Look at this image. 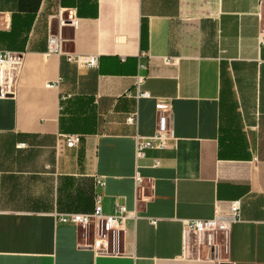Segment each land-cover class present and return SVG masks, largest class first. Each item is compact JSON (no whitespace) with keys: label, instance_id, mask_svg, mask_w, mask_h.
<instances>
[{"label":"crops","instance_id":"0c3cea01","mask_svg":"<svg viewBox=\"0 0 264 264\" xmlns=\"http://www.w3.org/2000/svg\"><path fill=\"white\" fill-rule=\"evenodd\" d=\"M260 1L0 0V50L17 56L0 64V264H264ZM136 83L150 96L127 95ZM158 98L171 101L175 140L136 158ZM71 132L81 137L67 146ZM95 192L105 213L115 201L135 211L122 252L95 253L91 234L57 220L92 211ZM235 198L218 247L183 234V219L226 214Z\"/></svg>","mask_w":264,"mask_h":264},{"label":"built area","instance_id":"2783aa9c","mask_svg":"<svg viewBox=\"0 0 264 264\" xmlns=\"http://www.w3.org/2000/svg\"><path fill=\"white\" fill-rule=\"evenodd\" d=\"M262 2V0L260 1ZM261 5V3H260ZM258 15L260 18V25L258 31V41L260 45L264 44V10L259 7ZM68 17L60 19V23L67 22ZM47 41L49 50L60 51V34L49 29ZM14 51L0 50V64L5 63L11 59L16 58ZM67 59L75 62L77 65L85 67H93L98 64V57L95 54H75L68 52ZM58 80L47 85H57ZM127 95L138 98L140 96H150V92L141 88L139 83H136L133 91H127ZM155 108L157 109V125L153 133L143 135L135 134V156L141 158L146 155L150 148L166 149L170 143L175 140L173 128L170 124L171 118V101L167 98H158L155 101ZM126 121L130 124L137 122L136 111L133 110L126 116ZM67 146H73L79 142L81 135L77 132L64 134ZM18 146L26 145L25 142H19ZM154 166L160 164V159L153 158ZM135 185L138 186L143 177L138 170L134 175ZM104 185V177L99 175L96 177V186ZM93 209L90 212H65L57 215V220L64 223H71L83 230L84 235L91 234L92 242L91 248L95 253H119L122 252L120 248V241L122 233L125 229V220L128 217H135V211L127 209L124 202L115 201L114 210L111 213H105L102 210L101 194L95 192ZM240 216V200L235 198L230 204L228 213L215 214L208 218H186L182 220L183 234L189 231H194L202 236V240L212 247H218L216 242L217 233L226 235L229 223L237 220ZM156 218H152L151 222L155 223Z\"/></svg>","mask_w":264,"mask_h":264},{"label":"rangeland","instance_id":"374dc122","mask_svg":"<svg viewBox=\"0 0 264 264\" xmlns=\"http://www.w3.org/2000/svg\"><path fill=\"white\" fill-rule=\"evenodd\" d=\"M63 17L65 18V17H67V15L64 13V14H63Z\"/></svg>","mask_w":264,"mask_h":264},{"label":"trees","instance_id":"16d2710c","mask_svg":"<svg viewBox=\"0 0 264 264\" xmlns=\"http://www.w3.org/2000/svg\"><path fill=\"white\" fill-rule=\"evenodd\" d=\"M63 57L65 58V56L61 54V58H63Z\"/></svg>","mask_w":264,"mask_h":264}]
</instances>
